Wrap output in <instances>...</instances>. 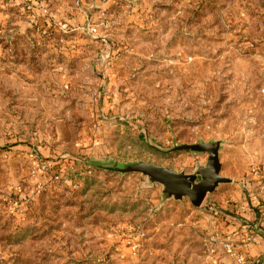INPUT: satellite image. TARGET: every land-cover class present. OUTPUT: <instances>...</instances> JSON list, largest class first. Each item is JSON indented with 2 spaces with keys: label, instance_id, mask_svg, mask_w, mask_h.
Wrapping results in <instances>:
<instances>
[{
  "label": "rangeland",
  "instance_id": "1",
  "mask_svg": "<svg viewBox=\"0 0 264 264\" xmlns=\"http://www.w3.org/2000/svg\"><path fill=\"white\" fill-rule=\"evenodd\" d=\"M209 141L199 206L113 169ZM263 210L264 0H0V264H234Z\"/></svg>",
  "mask_w": 264,
  "mask_h": 264
},
{
  "label": "water",
  "instance_id": "2",
  "mask_svg": "<svg viewBox=\"0 0 264 264\" xmlns=\"http://www.w3.org/2000/svg\"><path fill=\"white\" fill-rule=\"evenodd\" d=\"M219 147V141L174 146L173 149L208 153L205 165L199 166L193 173L177 172L167 166L143 161L126 163L121 167H114L113 169L120 172H139L146 175L151 182H157L162 185L164 197H173L174 199L187 197L194 206H199L205 195L208 192L214 191L218 184L231 181L230 178L220 174ZM198 175L199 179H197Z\"/></svg>",
  "mask_w": 264,
  "mask_h": 264
},
{
  "label": "crops",
  "instance_id": "3",
  "mask_svg": "<svg viewBox=\"0 0 264 264\" xmlns=\"http://www.w3.org/2000/svg\"><path fill=\"white\" fill-rule=\"evenodd\" d=\"M251 217L257 219V215L255 213H250ZM255 215V216H254ZM236 239V238H235ZM234 240V238L232 239ZM240 251L245 252V256L248 260L255 259L259 256L260 253L264 251V239H262L259 235L257 237L256 243L252 244H245L244 240H241L239 243L236 244ZM242 251V252H243ZM229 255V254H228ZM224 256L223 261L229 263L231 260V256L229 255ZM230 257V258H229Z\"/></svg>",
  "mask_w": 264,
  "mask_h": 264
},
{
  "label": "built area",
  "instance_id": "4",
  "mask_svg": "<svg viewBox=\"0 0 264 264\" xmlns=\"http://www.w3.org/2000/svg\"><path fill=\"white\" fill-rule=\"evenodd\" d=\"M261 215L263 218L264 217V210L261 213ZM257 237H258L257 232L252 231L251 234L246 236L244 242H245V244L255 243L257 240ZM225 247H226V252L233 258L234 264H247L245 256L242 253H240L237 248H235L234 243L227 242L225 244ZM250 264H261V262H260V260L256 259V260L250 262Z\"/></svg>",
  "mask_w": 264,
  "mask_h": 264
},
{
  "label": "trees",
  "instance_id": "5",
  "mask_svg": "<svg viewBox=\"0 0 264 264\" xmlns=\"http://www.w3.org/2000/svg\"><path fill=\"white\" fill-rule=\"evenodd\" d=\"M256 214H259V210L257 211V213Z\"/></svg>",
  "mask_w": 264,
  "mask_h": 264
}]
</instances>
